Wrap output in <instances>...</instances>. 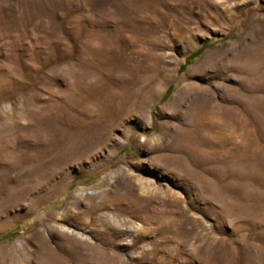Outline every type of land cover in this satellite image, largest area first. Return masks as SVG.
I'll return each mask as SVG.
<instances>
[{
  "label": "rangeland",
  "instance_id": "obj_1",
  "mask_svg": "<svg viewBox=\"0 0 264 264\" xmlns=\"http://www.w3.org/2000/svg\"><path fill=\"white\" fill-rule=\"evenodd\" d=\"M0 264H264V0H0Z\"/></svg>",
  "mask_w": 264,
  "mask_h": 264
}]
</instances>
